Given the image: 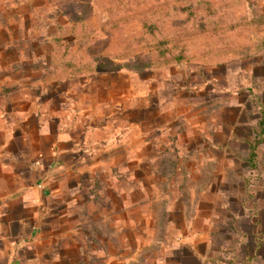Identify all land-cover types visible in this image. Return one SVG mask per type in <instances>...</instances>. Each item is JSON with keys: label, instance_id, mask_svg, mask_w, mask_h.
I'll list each match as a JSON object with an SVG mask.
<instances>
[{"label": "rangeland", "instance_id": "obj_1", "mask_svg": "<svg viewBox=\"0 0 264 264\" xmlns=\"http://www.w3.org/2000/svg\"><path fill=\"white\" fill-rule=\"evenodd\" d=\"M170 35L186 60L156 66L153 36ZM0 96L28 140L77 149L50 177L54 229L82 222L85 239L94 227L96 238L143 240L124 251L148 264L174 234L175 200L198 195L213 141L231 167L210 164L202 195H232L233 209L247 195L245 142L264 120V0H0Z\"/></svg>", "mask_w": 264, "mask_h": 264}, {"label": "crops", "instance_id": "obj_2", "mask_svg": "<svg viewBox=\"0 0 264 264\" xmlns=\"http://www.w3.org/2000/svg\"><path fill=\"white\" fill-rule=\"evenodd\" d=\"M20 121L15 102L0 96V264H130L129 251L124 249L143 248V240L96 238L94 233L98 231L94 227L90 228V239H85L82 222L75 223L73 233L66 232L71 231L69 227L63 231L54 229L50 220L54 196L50 195V177L54 169L66 165L67 153L77 149H49L47 144L44 147L37 140H28L26 125ZM211 144L207 149L210 155L203 157L198 166L200 175L195 183L202 184L198 195H191L189 204L185 202L187 195L175 200V222L166 227L174 234L165 243L164 253L148 264H264V259H258L253 235L260 232L258 217L251 218L242 208L245 195L236 198L237 211L233 209L232 195H217V202L202 195L210 191V183L215 184L209 181L210 164L231 167L225 164V146L214 141ZM222 182L223 179L216 185ZM229 217L227 225L224 222ZM246 225L255 232L247 230ZM219 236L226 240L219 241ZM117 248L121 251L114 250ZM135 261L134 264H147L143 255Z\"/></svg>", "mask_w": 264, "mask_h": 264}, {"label": "trees", "instance_id": "obj_3", "mask_svg": "<svg viewBox=\"0 0 264 264\" xmlns=\"http://www.w3.org/2000/svg\"><path fill=\"white\" fill-rule=\"evenodd\" d=\"M78 1H75L77 3ZM83 6H78V13H74L72 16L73 23H76L78 25H82L83 31L86 30L89 18L87 17V10H83L81 8ZM252 23H257L259 21L254 20L251 21ZM146 23H150L153 27H155L154 22H144L143 26H147ZM80 28V27H79ZM63 38H66V35L63 36ZM81 42L84 40H88L90 37H87L85 39L84 37H80ZM168 40H157L153 36V42L154 45L151 48L152 54H154L153 62L156 63V66H164L168 64H179L186 60V51L183 49L180 50V52H175L173 47H167V43L177 38L175 35H170L168 37ZM57 39H62L60 36L57 37ZM65 41V40H64ZM74 39L65 41L66 42V48L69 50V48L72 46ZM166 42V43H165ZM259 129H261V133H259V129L254 130V137L250 140L246 141V153L244 156V162L246 163L247 167V174L244 177L245 182V192L247 195L244 197V203H243V209L247 210L251 218L258 217L257 226L260 232H257L253 234L256 237L257 242V250H258V259L263 260L264 259V195H257L255 193V189L257 185H263L264 181V138H261V135L264 133V120L260 122ZM257 182V184H256ZM264 188V185L261 186ZM253 188L254 190L251 191L250 189ZM236 210V209H235ZM240 210V209H239ZM237 211V210H236ZM237 221L236 217L233 221V224ZM241 252V251H240ZM243 253L240 254L242 256Z\"/></svg>", "mask_w": 264, "mask_h": 264}]
</instances>
